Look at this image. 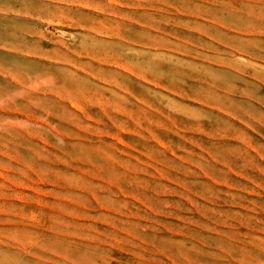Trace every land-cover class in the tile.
I'll return each instance as SVG.
<instances>
[{"label":"rangeland","instance_id":"obj_1","mask_svg":"<svg viewBox=\"0 0 264 264\" xmlns=\"http://www.w3.org/2000/svg\"><path fill=\"white\" fill-rule=\"evenodd\" d=\"M0 264H264V0H0Z\"/></svg>","mask_w":264,"mask_h":264}]
</instances>
